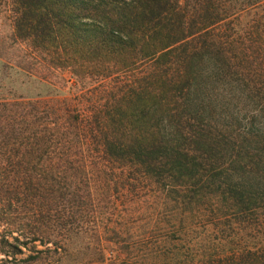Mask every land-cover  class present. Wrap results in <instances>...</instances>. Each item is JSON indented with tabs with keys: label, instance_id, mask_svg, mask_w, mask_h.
Segmentation results:
<instances>
[{
	"label": "trees",
	"instance_id": "trees-1",
	"mask_svg": "<svg viewBox=\"0 0 264 264\" xmlns=\"http://www.w3.org/2000/svg\"><path fill=\"white\" fill-rule=\"evenodd\" d=\"M262 5L0 0V264H264Z\"/></svg>",
	"mask_w": 264,
	"mask_h": 264
},
{
	"label": "rangeland",
	"instance_id": "rangeland-1",
	"mask_svg": "<svg viewBox=\"0 0 264 264\" xmlns=\"http://www.w3.org/2000/svg\"><path fill=\"white\" fill-rule=\"evenodd\" d=\"M6 16L7 14L0 7V52L20 54V50L16 46L9 48L11 45V26ZM262 16H264V5L257 7V9L247 10L239 20L243 25L248 20L258 19ZM51 91L49 86L37 79L27 76L16 68H7L0 64V98H9L13 95L33 98ZM22 248L27 253V250L24 247ZM38 248H42V246L38 244ZM0 257H2V254H0Z\"/></svg>",
	"mask_w": 264,
	"mask_h": 264
}]
</instances>
